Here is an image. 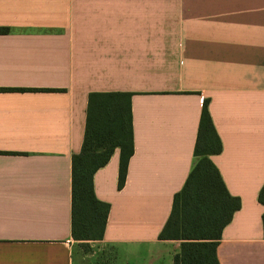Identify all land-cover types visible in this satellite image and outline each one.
Listing matches in <instances>:
<instances>
[{
    "label": "crops",
    "instance_id": "1",
    "mask_svg": "<svg viewBox=\"0 0 264 264\" xmlns=\"http://www.w3.org/2000/svg\"><path fill=\"white\" fill-rule=\"evenodd\" d=\"M130 93L133 154L93 176L108 264H172L159 240L192 170L204 101L210 159L240 208L219 264H264V0H0V264H78L71 158L90 93Z\"/></svg>",
    "mask_w": 264,
    "mask_h": 264
},
{
    "label": "trees",
    "instance_id": "2",
    "mask_svg": "<svg viewBox=\"0 0 264 264\" xmlns=\"http://www.w3.org/2000/svg\"><path fill=\"white\" fill-rule=\"evenodd\" d=\"M130 93H90L80 152L71 158L70 233L88 250V242L103 238L109 204L98 200L93 176L119 150L118 182L124 186L127 166L133 154ZM222 146L204 101L193 150L195 163L181 190L173 196L169 217L159 240L180 241L172 264H219L216 256L222 230L240 208L231 196L210 157ZM264 205V183L258 194ZM264 235V214L262 215Z\"/></svg>",
    "mask_w": 264,
    "mask_h": 264
},
{
    "label": "rangeland",
    "instance_id": "3",
    "mask_svg": "<svg viewBox=\"0 0 264 264\" xmlns=\"http://www.w3.org/2000/svg\"><path fill=\"white\" fill-rule=\"evenodd\" d=\"M85 253L82 254L78 264H108L105 262L107 257H111L112 254L109 251L101 249V248H93L92 250H84ZM164 264V261H163Z\"/></svg>",
    "mask_w": 264,
    "mask_h": 264
}]
</instances>
